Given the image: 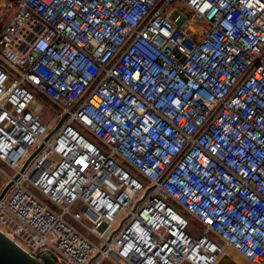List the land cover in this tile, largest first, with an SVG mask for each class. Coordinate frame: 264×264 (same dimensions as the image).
Returning a JSON list of instances; mask_svg holds the SVG:
<instances>
[{"label": "built area", "instance_id": "2783aa9c", "mask_svg": "<svg viewBox=\"0 0 264 264\" xmlns=\"http://www.w3.org/2000/svg\"><path fill=\"white\" fill-rule=\"evenodd\" d=\"M0 160L37 258L264 264V0H0Z\"/></svg>", "mask_w": 264, "mask_h": 264}, {"label": "water", "instance_id": "95a60500", "mask_svg": "<svg viewBox=\"0 0 264 264\" xmlns=\"http://www.w3.org/2000/svg\"><path fill=\"white\" fill-rule=\"evenodd\" d=\"M67 115H64L57 125L49 132L45 141L52 137V135L59 129L62 125L64 120L66 119ZM44 146L42 143L35 153L27 160L24 167L21 171H24L29 161L40 151ZM19 175L17 174L15 178ZM13 181H9L0 191V200L5 196L9 188L12 186ZM123 221L120 223V227L122 226ZM99 254L95 255L88 264L98 256ZM0 264H65L56 261L52 255L48 252H45L41 255V258H37L30 253H28L25 249H23L20 245H18L15 241H13L10 237H8L5 233L0 230ZM217 264H240L237 260H235L230 254L225 253L219 259Z\"/></svg>", "mask_w": 264, "mask_h": 264}, {"label": "rangeland", "instance_id": "374dc122", "mask_svg": "<svg viewBox=\"0 0 264 264\" xmlns=\"http://www.w3.org/2000/svg\"><path fill=\"white\" fill-rule=\"evenodd\" d=\"M176 4V3H175ZM173 5H171L169 8H172ZM180 14V10L179 9H176V10H173L172 13H171V17L172 19H174L177 15ZM45 106V109L43 111V115H42V118L43 120L51 125V126H54L57 122V114L56 112L54 111V109H52V107H54L51 103V101L47 98H44L41 100ZM13 173V169L10 168L7 164H5L4 162H2L0 160V191L3 189V187L6 185V183H8V179H9V176L8 175H12ZM173 202V201H171ZM174 204V203H173ZM175 207H177V204L175 203L174 204ZM192 222L194 223L195 226H202L200 225L196 220L194 219H191ZM214 239H216V237H214L213 235H211ZM225 245V244H224ZM226 246V245H225ZM226 249L227 251L230 253V255L235 259L237 260L240 264H253L251 261H249L248 259H246L245 257H239V255L237 254V252L226 246ZM103 264H112L110 261H107V262H104Z\"/></svg>", "mask_w": 264, "mask_h": 264}, {"label": "bare ground", "instance_id": "6f19581e", "mask_svg": "<svg viewBox=\"0 0 264 264\" xmlns=\"http://www.w3.org/2000/svg\"><path fill=\"white\" fill-rule=\"evenodd\" d=\"M225 253H228V254H230L227 250H225V252H224V254ZM238 255H239V257H243V256H241L239 253H237ZM245 264V263H244Z\"/></svg>", "mask_w": 264, "mask_h": 264}]
</instances>
